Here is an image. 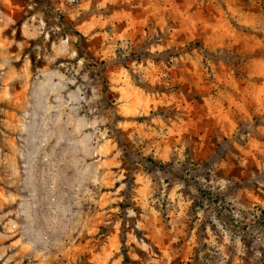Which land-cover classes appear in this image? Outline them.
Listing matches in <instances>:
<instances>
[{
	"label": "rangeland",
	"instance_id": "rangeland-1",
	"mask_svg": "<svg viewBox=\"0 0 264 264\" xmlns=\"http://www.w3.org/2000/svg\"><path fill=\"white\" fill-rule=\"evenodd\" d=\"M0 264H264V0H0Z\"/></svg>",
	"mask_w": 264,
	"mask_h": 264
}]
</instances>
